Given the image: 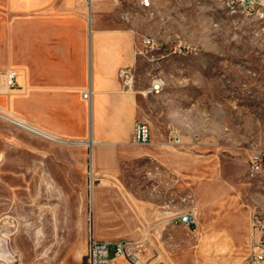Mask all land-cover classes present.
<instances>
[{"label": "rangeland", "instance_id": "1", "mask_svg": "<svg viewBox=\"0 0 264 264\" xmlns=\"http://www.w3.org/2000/svg\"><path fill=\"white\" fill-rule=\"evenodd\" d=\"M149 2L112 4L136 36L138 121L166 146L129 147L119 178L100 181L90 153L67 162L60 145L36 137L27 151L25 129L0 117V264H86L91 227L99 240L135 241L144 264L251 261L262 238L253 220L264 223V0ZM58 149L54 165L71 178L51 176ZM159 166L181 175L153 204ZM189 209L195 229L175 219Z\"/></svg>", "mask_w": 264, "mask_h": 264}, {"label": "crops", "instance_id": "2", "mask_svg": "<svg viewBox=\"0 0 264 264\" xmlns=\"http://www.w3.org/2000/svg\"><path fill=\"white\" fill-rule=\"evenodd\" d=\"M112 1L94 0L88 10L84 0H0V70L18 71L10 106L0 107V113L23 125L27 151L33 147L29 138L36 137L60 145L67 162L90 153L100 181L119 178L116 165L130 159L129 147L138 145L133 142L137 96L120 76L123 70L132 73L137 63L136 36ZM88 89L91 97L85 99ZM148 146L166 143L151 135ZM51 157L53 178L75 175L57 170L59 149ZM157 168L149 173L153 204L161 188L171 186L169 179L181 175Z\"/></svg>", "mask_w": 264, "mask_h": 264}, {"label": "built area", "instance_id": "3", "mask_svg": "<svg viewBox=\"0 0 264 264\" xmlns=\"http://www.w3.org/2000/svg\"><path fill=\"white\" fill-rule=\"evenodd\" d=\"M88 10L91 9L94 0H84ZM118 1V0H113ZM247 1V0H244ZM259 0H252V6L258 5ZM138 2L145 6L144 0H138ZM145 43L150 44L152 40L145 38ZM120 76L124 79L126 84L133 83V75L128 70H123ZM18 71L14 68H5L0 71V95L5 96L9 92L17 87ZM158 90V89H157ZM152 90V91H157ZM85 99H90L91 90H86L83 93ZM133 142L135 144L146 146L151 142V129L148 124L137 121L134 128ZM178 142V140H176ZM262 158L260 156H254L250 159V171L254 175L260 169ZM91 185H92V175H91ZM179 222L189 229H195L197 227V219L194 214V209H189L186 211L176 213V218ZM254 226L261 227L262 238L257 244L253 252V257L248 264H264V223L259 219L255 218L253 220ZM115 248L114 257L110 256V248ZM146 251H135V241H130L126 239L119 240H99L95 238L93 227L89 232V237L87 240L86 248V264H114L115 258L123 259L128 264H144L146 258Z\"/></svg>", "mask_w": 264, "mask_h": 264}, {"label": "bare ground", "instance_id": "4", "mask_svg": "<svg viewBox=\"0 0 264 264\" xmlns=\"http://www.w3.org/2000/svg\"><path fill=\"white\" fill-rule=\"evenodd\" d=\"M144 1H145V6H149V5H150L149 0H144ZM157 89H158V84H155L154 87L152 88V90H157ZM0 117H1V118H4V119H6V120H8V121H10V122H12V123H15L16 125H19V126L23 127V125H22L20 122L15 121V120H13L12 118L3 115L2 113H0ZM51 139H54V138H51ZM54 141H55V139H54ZM77 145H78V144H77ZM81 145H82V144H81Z\"/></svg>", "mask_w": 264, "mask_h": 264}]
</instances>
